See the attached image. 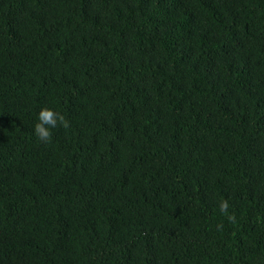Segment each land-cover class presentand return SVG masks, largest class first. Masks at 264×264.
<instances>
[{"label": "trees", "instance_id": "obj_1", "mask_svg": "<svg viewBox=\"0 0 264 264\" xmlns=\"http://www.w3.org/2000/svg\"><path fill=\"white\" fill-rule=\"evenodd\" d=\"M0 264H264V0H0Z\"/></svg>", "mask_w": 264, "mask_h": 264}, {"label": "clouds", "instance_id": "obj_2", "mask_svg": "<svg viewBox=\"0 0 264 264\" xmlns=\"http://www.w3.org/2000/svg\"><path fill=\"white\" fill-rule=\"evenodd\" d=\"M63 127H68V121L65 119L64 115L58 111L43 107L37 113V123L34 125V133L39 141L48 143L51 140L52 129L57 126V123ZM220 209L222 212H227L228 204L227 202H221ZM231 219V217H229Z\"/></svg>", "mask_w": 264, "mask_h": 264}]
</instances>
